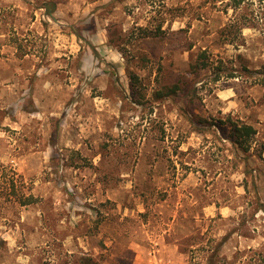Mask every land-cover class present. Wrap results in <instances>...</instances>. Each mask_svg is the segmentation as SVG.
<instances>
[{
    "label": "rangeland",
    "instance_id": "374dc122",
    "mask_svg": "<svg viewBox=\"0 0 264 264\" xmlns=\"http://www.w3.org/2000/svg\"><path fill=\"white\" fill-rule=\"evenodd\" d=\"M83 256L264 264V0H0V264Z\"/></svg>",
    "mask_w": 264,
    "mask_h": 264
},
{
    "label": "trees",
    "instance_id": "16d2710c",
    "mask_svg": "<svg viewBox=\"0 0 264 264\" xmlns=\"http://www.w3.org/2000/svg\"><path fill=\"white\" fill-rule=\"evenodd\" d=\"M222 1V0H218ZM56 3L55 2H50L49 4H46L42 6V8L46 9L45 14L47 16L52 17V15L55 13L57 10L56 8ZM143 38H160L162 35H164V31L162 30V25H158L156 30H149V29H144L143 30ZM80 36V34L78 35ZM96 53V52H95ZM208 53L207 50L201 51L197 58L190 63L189 65V75H199L202 71H206L209 69V64H208ZM142 59V58H141ZM128 77L131 80V90H132V95H137L138 90H137V85H138V78L134 72L131 70H128ZM229 77H234V76H229ZM197 78V77H196ZM195 78V79H196ZM215 82L220 81V77H216L214 79ZM191 82V81H190ZM186 78L180 77L177 82H175L172 86H165L164 88H161L157 92V99L158 102L163 101V99H173V100H184L187 101L189 104L194 103V92L195 90H192L190 87V83ZM138 102V100H137ZM189 117L191 118L192 124H200L204 125L205 127H208L207 124L208 122H204L202 120H198L197 114L193 113H188ZM224 124L220 129L221 131L226 135V138L230 143L234 145L237 151H242L247 155L248 151L251 148V144L257 134L256 129L247 123H244L242 121H234L231 116L228 117L227 120L221 121ZM19 202L22 205H29L34 202L31 201L32 198H26L24 199V196L19 198ZM213 261V260H212ZM77 264H100L97 262L96 259H94L91 256H83L78 259Z\"/></svg>",
    "mask_w": 264,
    "mask_h": 264
},
{
    "label": "crops",
    "instance_id": "0c3cea01",
    "mask_svg": "<svg viewBox=\"0 0 264 264\" xmlns=\"http://www.w3.org/2000/svg\"><path fill=\"white\" fill-rule=\"evenodd\" d=\"M158 251H160V252L163 251L162 246L158 249ZM160 262L162 263V260H160Z\"/></svg>",
    "mask_w": 264,
    "mask_h": 264
}]
</instances>
